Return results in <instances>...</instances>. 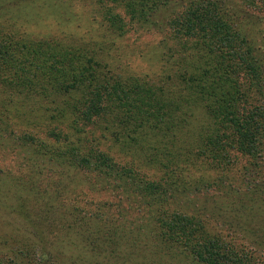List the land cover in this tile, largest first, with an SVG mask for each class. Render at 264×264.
<instances>
[{
    "label": "trees",
    "instance_id": "obj_1",
    "mask_svg": "<svg viewBox=\"0 0 264 264\" xmlns=\"http://www.w3.org/2000/svg\"><path fill=\"white\" fill-rule=\"evenodd\" d=\"M55 1L97 38L0 19V264H264V0Z\"/></svg>",
    "mask_w": 264,
    "mask_h": 264
},
{
    "label": "rangeland",
    "instance_id": "obj_2",
    "mask_svg": "<svg viewBox=\"0 0 264 264\" xmlns=\"http://www.w3.org/2000/svg\"><path fill=\"white\" fill-rule=\"evenodd\" d=\"M0 1L3 2V5H0V19H7L8 22L14 24L15 28L18 27L17 30H20L21 28L25 29L27 26L28 30L30 28L33 31L45 32L46 29H48L47 26L49 22L53 29L58 30L62 28V25L60 24H62L63 21H67L69 25L66 26L65 29L62 28L64 31L69 30L73 35L79 36L80 39L84 41H88V39L91 38H97L96 34L94 36H89L92 34V30L87 28L88 22L87 15H85V6L81 3L74 4L71 1L60 4V2L56 3V1L53 2L52 0L53 6L51 8L54 10L49 11V15L44 17L46 10H44L45 8H42L40 13V15L43 16L42 20H37L38 17L34 14H37V12L40 11V8H34V4L38 3L40 0L29 2L30 6L25 5L23 9L18 6L21 5L20 0ZM60 19H62L61 22H58ZM151 43H153V41L150 35L141 36L140 41H138L137 44L132 43L130 39H123L122 42L116 46V52L120 57L121 66H124L126 69L136 73H154L156 65L152 59L154 55L152 49L150 48ZM135 46L136 50H134ZM193 172H195V174L198 173L196 169L193 168L184 171L186 175L191 173L193 174ZM261 172L264 173V166ZM151 174L155 175L158 173L155 172ZM2 198L3 196H0V202L2 201ZM238 240V238L233 239L234 242ZM155 245L157 246L153 248V253H148L146 256L135 257L130 261V264H177L176 260H173L169 257L164 260V254L167 255L171 249L164 250V244ZM58 249H60V245H56L53 249V252H59L60 256L67 257L66 259L68 260L69 258H77V260L82 261V259H88L92 257L85 251L78 250L79 252L75 253L74 251L70 250L62 252ZM8 256H5L4 264H26L25 260H23V257L20 254H10ZM7 258H10V261ZM32 259L35 264H42L43 262H46L44 257H32ZM57 259H59V257ZM184 261V264H192L189 262L188 258H185ZM123 263H125V261L122 262V264Z\"/></svg>",
    "mask_w": 264,
    "mask_h": 264
}]
</instances>
